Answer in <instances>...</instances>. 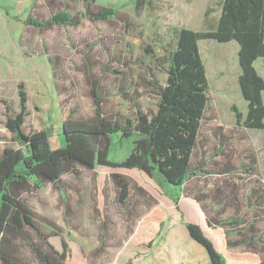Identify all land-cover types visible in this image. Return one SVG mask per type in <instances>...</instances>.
<instances>
[{"label": "rangeland", "instance_id": "obj_1", "mask_svg": "<svg viewBox=\"0 0 264 264\" xmlns=\"http://www.w3.org/2000/svg\"><path fill=\"white\" fill-rule=\"evenodd\" d=\"M34 1L0 0L1 147L17 145L5 122L7 113L20 112L21 83L28 96L25 131L48 130L52 148L64 146L65 119L71 113L76 118L92 113L85 76L88 66L102 81L108 115L134 120L139 109L155 113L159 97L149 84L156 81L166 85L169 66L163 64V59L176 49L178 32L183 28L214 29L222 3L145 0L147 4L138 14L137 0H97L99 6L116 9L117 16L99 22L84 19L77 27L54 26L41 31L26 26L24 21L29 14L48 19L53 9L42 0L33 5ZM59 1L61 8L76 2L84 14L82 0ZM199 48L208 71L210 103L193 156V164L200 172L189 181L187 191L193 196L206 195L204 205L212 216L224 222L229 223L233 216L248 221L231 233L232 239L241 237L243 232L258 237L262 243L264 130L248 129L237 121V112L244 119L248 113V102L239 84L240 47L236 42L203 40ZM255 68L264 79L263 58L256 61ZM137 138V134L131 138H123L120 133L113 135L109 159H126ZM78 172L63 177L64 191L47 184L38 193L25 195L38 225L58 251H63L66 243L85 264H211L206 250L190 237L185 221L172 220L161 204L146 202L131 222L132 203H118L112 184L108 185V223L104 227L95 212L96 172L85 168H78ZM159 178L164 190L170 194L178 192ZM157 213L164 224L154 245L148 248L134 244L133 237L142 220ZM186 214L196 220L199 216L188 209ZM232 227L230 223L229 228ZM207 234L211 238L216 234L223 237L222 252L227 264L260 263L259 255L246 247L228 249L225 228L208 229ZM259 247L264 249L262 244ZM22 254L29 264H40L24 245Z\"/></svg>", "mask_w": 264, "mask_h": 264}, {"label": "trees", "instance_id": "obj_2", "mask_svg": "<svg viewBox=\"0 0 264 264\" xmlns=\"http://www.w3.org/2000/svg\"><path fill=\"white\" fill-rule=\"evenodd\" d=\"M39 1L35 0L33 5ZM42 1L52 7L53 14L45 20L29 14L24 21L26 26L41 31L54 26L77 27L84 19L108 21L118 14L114 8L97 5V0H82L84 14L76 2L61 8L59 0ZM146 4L145 0H137L136 12L139 14ZM208 15L207 11L205 18ZM203 40L238 43L242 71L239 84L248 102V113L244 119L243 114L237 112V121L245 128L264 130V79L255 68L256 61L264 59V0H223L222 13L214 29L183 28L178 32L176 49L163 59V64L169 66L166 85L156 81L149 84L159 97L155 113L139 109L134 120L108 115L102 81L88 66L85 76L92 113L85 118H76L71 113L65 119L62 126L65 145L60 148H52L48 130L25 131L28 96L24 84H19L20 112L7 113L5 122L17 145L0 146V264H29L22 254L23 245L40 264H85L70 252L66 243L60 252L49 242L50 237L41 230L25 196L38 193L47 184L64 191L63 177L79 174L78 168L96 172L95 212L104 227L108 223L105 215L108 185L112 184L118 203H132L131 222L146 202L162 204L173 218L185 221L190 237L206 250L211 264H227L222 252L223 237L216 234L211 238L207 234L208 229L217 228L226 229L228 249L246 247L259 255V264H264V249L259 247L260 244L264 247V241L260 243L258 237L243 232L237 239L231 237L233 231H239V227L248 222L244 217L233 216L229 223L224 222L212 216L204 205L206 195L193 196L187 191L189 181L200 172L193 164V156L210 103L207 68L199 48ZM119 133L123 138L135 134L138 138L126 159L113 162L109 159L112 136ZM158 176L178 192L170 194L164 190ZM186 209L198 214L197 220L186 214ZM143 222L144 226L134 235V242L150 247L161 234L163 221L150 217ZM230 223L232 228H229ZM253 226L249 225L252 230Z\"/></svg>", "mask_w": 264, "mask_h": 264}, {"label": "crops", "instance_id": "obj_3", "mask_svg": "<svg viewBox=\"0 0 264 264\" xmlns=\"http://www.w3.org/2000/svg\"><path fill=\"white\" fill-rule=\"evenodd\" d=\"M222 4H223V0H222V3H221V8H220V15H221V13H222ZM220 17V16H219ZM207 73H208V71H207ZM240 77V76H239ZM264 94V93H263ZM162 205V204H161ZM166 210H167V208L164 206V205H162ZM167 213H168V215H169V217L172 219V220H178V219H181V218H177V219H175V218H173L171 215H170V213L168 212V210H167ZM150 217H156V218H159L161 221H163L160 217H159V214L157 213L156 215H153V216H149V217H146V218H144L143 220H142V222H141V226H144V220L145 219H147V218H150ZM163 224H164V221H163ZM140 226V227H141ZM139 227V228H140ZM160 236V235H159ZM158 236V237H159ZM157 240V239H156ZM155 240V241H156ZM155 241H154V243H155ZM133 242H134V237H133ZM154 243L150 246V247H148V248H151L153 245H154ZM134 244H140V245H144V243H135L134 242ZM146 246V245H145ZM160 261H162V259H160Z\"/></svg>", "mask_w": 264, "mask_h": 264}]
</instances>
